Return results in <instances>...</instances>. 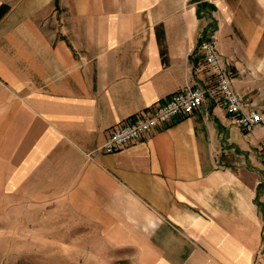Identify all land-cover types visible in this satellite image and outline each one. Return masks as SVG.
I'll return each instance as SVG.
<instances>
[{"label":"crops","instance_id":"crops-1","mask_svg":"<svg viewBox=\"0 0 264 264\" xmlns=\"http://www.w3.org/2000/svg\"><path fill=\"white\" fill-rule=\"evenodd\" d=\"M207 39L260 123L243 131L210 95L103 152L120 125L188 87L214 86ZM8 213L12 236L82 245L86 229L140 264H257L264 0H0V216Z\"/></svg>","mask_w":264,"mask_h":264},{"label":"built area","instance_id":"built-area-1","mask_svg":"<svg viewBox=\"0 0 264 264\" xmlns=\"http://www.w3.org/2000/svg\"><path fill=\"white\" fill-rule=\"evenodd\" d=\"M200 49L202 60L213 76L214 86L188 87L173 94L157 106L153 113L120 125L110 132L101 147L103 152L111 154L128 143L140 140L160 125L173 123L179 118L192 114L204 105L210 95H221L223 110L231 116L232 123L243 131L250 132L260 123L261 114L248 108L246 100L233 90L231 86L233 71L223 64L213 40H202ZM257 264H264V245Z\"/></svg>","mask_w":264,"mask_h":264},{"label":"rangeland","instance_id":"rangeland-1","mask_svg":"<svg viewBox=\"0 0 264 264\" xmlns=\"http://www.w3.org/2000/svg\"><path fill=\"white\" fill-rule=\"evenodd\" d=\"M10 221L9 213L0 216V264H140L136 254L108 250L86 229L79 238L82 245L75 244L74 237L59 244L58 237L35 236L27 230L12 236Z\"/></svg>","mask_w":264,"mask_h":264},{"label":"trees","instance_id":"trees-1","mask_svg":"<svg viewBox=\"0 0 264 264\" xmlns=\"http://www.w3.org/2000/svg\"><path fill=\"white\" fill-rule=\"evenodd\" d=\"M200 8H203V7L201 6ZM207 9H208V11H212L213 10V6H207ZM200 10L198 9V17L202 16V14H200Z\"/></svg>","mask_w":264,"mask_h":264}]
</instances>
